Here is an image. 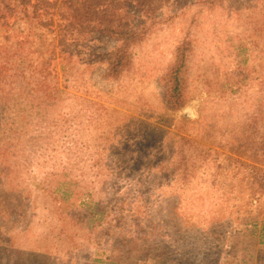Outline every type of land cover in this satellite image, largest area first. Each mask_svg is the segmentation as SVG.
I'll return each mask as SVG.
<instances>
[{
  "label": "rangeland",
  "instance_id": "1",
  "mask_svg": "<svg viewBox=\"0 0 264 264\" xmlns=\"http://www.w3.org/2000/svg\"><path fill=\"white\" fill-rule=\"evenodd\" d=\"M148 5L158 10L154 18L125 15L148 34L120 81L98 78L104 65L85 56L82 73L66 79L55 29L8 25L47 55L60 91L37 104L46 121L28 115L16 122L35 159L15 165L11 158L0 172V264H264V195L237 225L242 196L230 188L245 164L264 167V153L244 155L247 127L264 137V0ZM3 37L0 30V45ZM183 42L191 46L174 107L160 83ZM31 121L44 128L42 140L28 129ZM177 155L194 165L187 182L175 179ZM217 180L223 188H213ZM193 212L205 213V226L218 224L211 233L221 250L188 248L184 218Z\"/></svg>",
  "mask_w": 264,
  "mask_h": 264
},
{
  "label": "trees",
  "instance_id": "2",
  "mask_svg": "<svg viewBox=\"0 0 264 264\" xmlns=\"http://www.w3.org/2000/svg\"><path fill=\"white\" fill-rule=\"evenodd\" d=\"M150 1L0 0V30L4 33V42L0 45V120L2 115H5L6 130L5 136L0 134V163L5 161L0 172L7 169L5 164L9 165L11 158L15 165H24L34 161L35 158L31 157L30 148L23 138V131L16 122L25 119L28 115V120L36 115L41 121H46L48 113L36 110L38 105L40 106L38 102L43 97L49 99V95L52 97L55 92L60 91L57 87L59 74L56 67L55 70L50 67L47 55H40L37 49L27 46L24 41L25 37L11 33L8 25L16 20L24 22L28 26L37 23L43 27L55 29L58 33V46H60V72L66 79L77 78L82 73L84 70L81 68L82 59L85 56L84 59L87 62L89 60L97 63L98 66L104 65V70L98 74V78L108 82L120 81L133 70L134 49L143 44L144 35L147 37L148 34L147 29H144L145 26L140 28L141 26L137 22V26L133 27V20H127L125 15L132 10L136 11L137 16L147 15L149 18H154L158 10L148 5ZM212 1L215 3L216 0ZM155 6L158 7L153 4V7ZM134 19L136 22L138 18ZM140 29H143L144 32ZM83 46L88 47L83 48ZM177 46L173 61L167 67L160 83L162 92H164L163 99L174 107L183 99L184 78L181 72L191 43L183 42ZM54 55L53 51L52 57ZM179 59H181L180 62ZM11 111L13 114H10ZM42 113L46 115H42ZM32 122L28 129L32 132H39V140H42L44 128L39 125L32 126ZM244 134H248V140L244 143V149L247 152L244 155L249 154L255 157L259 153L263 154L264 137L257 130V126L250 125L245 129ZM173 151L178 153V148L175 147ZM1 154L3 155L1 156ZM227 162L224 163L226 167L228 166ZM251 163L245 164V168L240 173L231 176L233 179L230 182V188L236 197L242 196L238 199L240 205L237 209L238 213L242 210V215L239 217L242 223H237V225L246 223L249 214L254 213L252 210L254 208L251 205L264 195V167L255 165L254 162ZM170 164L175 179L181 182L189 180L191 171L195 175V170H192L194 165L186 157L177 155V160ZM217 168L225 172V167H222V164H218ZM243 179L246 183H240L243 182ZM224 185L220 182L215 183L213 188H223ZM248 186L251 187L250 191H248ZM78 204L85 205L83 201ZM94 206L97 207V204ZM211 209L212 207L209 208V210ZM209 210L207 211L209 212ZM184 220L183 238H185L189 249L193 248L191 246L197 248L193 253L205 250L206 253L213 254L216 250H221L211 233V229L218 227V224L205 226L210 221L205 213L198 212L196 214L193 212L189 218L185 217ZM216 221L213 220L211 223ZM230 230L232 232V228ZM259 232H264V223ZM263 237L258 238L262 239ZM242 264H247V262L243 260Z\"/></svg>",
  "mask_w": 264,
  "mask_h": 264
},
{
  "label": "bare ground",
  "instance_id": "3",
  "mask_svg": "<svg viewBox=\"0 0 264 264\" xmlns=\"http://www.w3.org/2000/svg\"><path fill=\"white\" fill-rule=\"evenodd\" d=\"M177 116L181 118L183 115L179 113V114H177Z\"/></svg>",
  "mask_w": 264,
  "mask_h": 264
}]
</instances>
